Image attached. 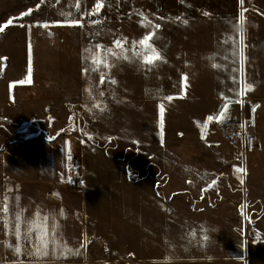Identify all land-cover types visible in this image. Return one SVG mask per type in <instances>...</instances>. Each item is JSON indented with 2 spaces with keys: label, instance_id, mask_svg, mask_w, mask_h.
Wrapping results in <instances>:
<instances>
[{
  "label": "rangeland",
  "instance_id": "obj_1",
  "mask_svg": "<svg viewBox=\"0 0 264 264\" xmlns=\"http://www.w3.org/2000/svg\"><path fill=\"white\" fill-rule=\"evenodd\" d=\"M184 1L190 12L189 0H104L100 11L89 15L96 0H80L79 6L77 0H0V26L13 19L0 32V139L21 141L36 127L34 137L68 139L69 153L77 152L79 160L78 144L85 141L90 146L83 148V162L90 175L102 178L108 172V159L96 145L108 157L130 163L135 179L154 180L163 199L187 201L180 202L185 214L179 218L174 203L155 196L151 181L129 187L134 206H128V223H118L115 215L108 228L122 239L118 251L124 260L117 264H212L241 249L252 260H264V150L249 153L248 143H226L220 132L224 122L213 116L216 105L242 83L243 39L236 28L205 18L178 24L176 9ZM243 2L264 10V0ZM140 13L146 24L151 21L149 27L141 25ZM154 25L160 28L149 43L163 59L148 65L133 55L132 42ZM117 39L127 41L123 52L114 46ZM206 51L214 57H203ZM235 110L230 118L241 117ZM246 161L252 168L254 162L262 165L254 186L253 179L251 185L241 183L242 171L235 170ZM113 185L118 194L122 183ZM222 195L234 199L223 202ZM207 199L215 206L200 211ZM141 201L149 215L138 210ZM238 204L245 207L235 217L226 205ZM2 257L0 246V264H7Z\"/></svg>",
  "mask_w": 264,
  "mask_h": 264
},
{
  "label": "crops",
  "instance_id": "obj_2",
  "mask_svg": "<svg viewBox=\"0 0 264 264\" xmlns=\"http://www.w3.org/2000/svg\"><path fill=\"white\" fill-rule=\"evenodd\" d=\"M180 3L181 6L176 9L178 24H184V18L197 19L198 21L205 18L213 20L209 24L231 26L240 32L237 25L240 23V13L243 12V50L238 52L239 57L243 55L242 83L234 88V91L239 92L240 95H234V91L231 92V95L228 94L227 96L231 99L223 98L222 102L216 105V113L213 116H216L215 119H219L217 122L239 121L241 118L251 122L254 128L248 144L246 143L249 153L254 149L262 152L264 150V10H262L261 4L230 3L229 0L223 2L189 0L191 8L188 12L185 1ZM188 13L191 15H187ZM190 22L185 24H190ZM191 24H195V22H191ZM223 37L229 41V36ZM235 42H237V37ZM213 54L214 52L206 51L202 56L214 57ZM195 64L200 66L203 62L198 61ZM245 81L252 84L253 87L250 90L243 87ZM237 100L239 102H235ZM225 105L227 106L225 107ZM234 108L241 117L230 118L229 114ZM221 111L223 115H218ZM67 142L68 139H50L46 136L32 137L16 142H4L0 139V246L3 250L4 263L117 264L119 261H123L124 258L118 251V245L122 239L116 237L113 230L108 228L115 220V215L118 223L120 221H123L124 224L128 223L126 221L129 218L127 210L129 205H133V200L127 191L129 187L141 188L142 184L146 182H152L157 198L161 201L164 200L163 202L167 204L174 203L171 204V207L176 217H184L185 213L182 207L185 206H182L180 202L185 200L175 201L174 198H171L167 201L163 199L161 194L156 191L154 180L147 176L135 179L132 176L131 170L133 169L130 163L108 157L105 151L96 145L93 147L108 159L106 161L108 172L102 178L90 175L84 167L83 148L85 145L90 146L85 141H80L78 144L80 146L78 154L84 179L83 185L80 188H72L64 179L66 160L73 154L69 153L71 150ZM74 154L77 155V152ZM254 164L252 166L256 168L250 167V163L247 161L235 167V170L243 169L244 185H251L253 179L254 186L257 181L256 172L262 168V165L259 162H254ZM250 170L251 172H249ZM114 182L122 183L118 194L114 190ZM5 197H8L7 201H5ZM231 199H234L231 195H222L221 197L223 202ZM205 201H207L208 207L204 205L200 211H204V209L211 211L215 204H211V200L208 199ZM239 201L242 200L239 199ZM189 202V206L192 207L191 202L194 203V201ZM5 203L8 206L7 213L3 210ZM140 203L139 206H142L143 209L138 210L143 216L149 215L147 213L152 211L144 206L143 201ZM242 206L239 204L233 207L226 205L227 210L231 211L230 214L235 217L244 210ZM245 206L247 208V203ZM61 210L63 215H61ZM38 211L41 217L45 215L48 217L46 225L42 219H37ZM195 213L197 214L196 211ZM17 214L21 218L19 240L21 251L18 255L14 252V247L17 244L14 234ZM189 215L191 216V213ZM205 217L207 216L205 215ZM232 219L234 217L231 218V221ZM6 221L7 228H5ZM29 221H34L30 227L27 223ZM178 223L180 226L183 225V221ZM53 224L58 225L55 229V243L51 242ZM46 241L47 248L42 247L41 251L46 250L47 255L30 254L34 252L36 245H42ZM162 247H165V243ZM67 249H79L80 251L79 254H76L75 251L69 252ZM62 251L64 254H61ZM240 251L238 254L222 256L212 264H264V260H252L244 253L243 249ZM129 254L133 255L132 249L129 250ZM204 263H206L205 260Z\"/></svg>",
  "mask_w": 264,
  "mask_h": 264
},
{
  "label": "snow or ice",
  "instance_id": "obj_3",
  "mask_svg": "<svg viewBox=\"0 0 264 264\" xmlns=\"http://www.w3.org/2000/svg\"><path fill=\"white\" fill-rule=\"evenodd\" d=\"M79 2L80 0H77V6H79ZM241 4L243 3V0H240ZM104 6V0H96V3H95V6H94V10L93 12H89L88 14L89 15H93L95 13H98L100 11V9ZM31 12V9H29L28 12H25V13H22L21 15L24 16V15H28L29 13ZM70 15V14H69ZM141 16V25L144 26V27H149L151 25V21H148L147 24L145 23V21L147 20L146 17L143 16V13H140L139 14ZM205 15H208V13H205ZM101 21L99 20H96V21H93L94 24H98L100 23ZM73 23H79V21H73ZM184 23H187V21H184ZM13 24V19L10 18L5 24H3L2 26H0V32H3L5 30V28H7L9 25H12ZM22 26V25H21ZM43 27H48L47 24H44L42 25ZM240 29V32H241V38L242 37V33H243V12L240 13V23L237 25ZM153 30L151 32H148L141 40L139 41H133L132 42V48H133V55L135 57H138L142 60L143 63L145 64H148V65H154L155 61H159V60H162L163 57L161 55V52L160 50H158L154 45L150 44L149 41L152 40V38L156 35V30L160 28V25H154L152 26ZM127 43L126 40H120V39H117L114 41V46L115 47H118L122 50V52L124 51L123 49V45ZM101 46L100 45H96V48H100ZM139 47V51H136V49ZM86 51H91V50H86ZM114 54V53H113ZM236 53L234 52L233 55H235ZM125 59H127L128 57L125 56L124 57ZM91 59L93 61V63L95 64L97 61H96V54L93 53L91 55ZM105 67H107V61H106V58H105ZM213 67H220L219 65H216V64H213ZM95 70V69H94ZM88 70L85 69V72H87ZM233 71H238V69H233ZM31 76V66H29V77ZM184 81L187 80V77H183L182 78ZM233 81L234 83H239V81L237 80L236 77H233ZM101 83L104 82V74L101 75ZM110 83H116L115 80H112L110 81ZM243 87L247 90H250L253 86L250 82H247L245 81L244 84H243ZM230 91H234V90H230ZM101 96L104 95L103 92L100 93ZM234 95H240L239 92H236L234 91ZM164 99H167V100H171L173 99V97L171 96H167V97H164ZM226 100L228 99H231L229 97H226L225 98ZM235 102H239L238 100L235 101ZM227 105H225L226 107ZM94 107H97L99 108L100 105L99 104H96L94 105ZM159 110H160V113H161V120H160V124H161V127L163 125V119H162V115H163V112H164V107H163V104H161L159 106ZM101 111H103V109H101ZM218 115H223V112L221 111ZM208 119H213V117H209ZM241 127H243V125H241ZM237 172H241L243 171V169H236ZM238 179H240L241 183H243V179L238 177ZM214 183V182H213ZM17 199H19V197H17ZM8 200V197H5V201ZM242 207H245V206H242ZM4 212L7 213L8 211V206H7V203L4 204V208H3ZM61 215H63V211L61 210ZM36 217L37 219H42L43 222L45 223V225L47 224V221H48V217L45 215V216H42L40 215L39 211L36 213ZM20 215L17 214L16 215V226H15V229H14V234L16 235V239H17V244L16 246L14 247V252L18 255L21 251L20 249V246H19V240H20ZM29 227L31 226V224L34 223V221H29L27 222ZM8 227V224H7V221L5 222V228ZM58 227V225H55L53 224V230H52V243H55V229ZM194 235V233H193ZM204 239H207V237L205 236ZM44 248L46 249L47 248V241L40 245H36L35 249H34V252L30 253L31 255H37V256H40V255H47V251H41V248ZM81 247H83V245H81ZM55 251V249H54ZM67 251L69 252H72V251H75L76 254H79V249H76V250H72V249H67ZM61 254H64L63 251L61 252Z\"/></svg>",
  "mask_w": 264,
  "mask_h": 264
},
{
  "label": "built area",
  "instance_id": "obj_4",
  "mask_svg": "<svg viewBox=\"0 0 264 264\" xmlns=\"http://www.w3.org/2000/svg\"><path fill=\"white\" fill-rule=\"evenodd\" d=\"M241 125H243V127H241ZM220 132L223 141L226 143L230 144L231 146L245 147L247 141L252 135L253 125L251 122L246 120H241L239 122L229 121L221 126ZM28 133L31 135H25V139L32 138L31 136L34 137V135L37 133V128H30ZM64 179L72 188H80L83 185L84 179L81 161L76 155H71L66 160Z\"/></svg>",
  "mask_w": 264,
  "mask_h": 264
},
{
  "label": "trees",
  "instance_id": "obj_5",
  "mask_svg": "<svg viewBox=\"0 0 264 264\" xmlns=\"http://www.w3.org/2000/svg\"><path fill=\"white\" fill-rule=\"evenodd\" d=\"M157 188V187H156ZM158 193H160L159 189H157Z\"/></svg>",
  "mask_w": 264,
  "mask_h": 264
}]
</instances>
